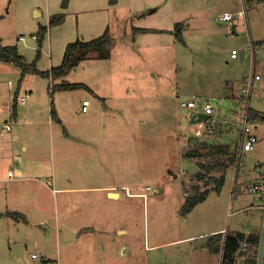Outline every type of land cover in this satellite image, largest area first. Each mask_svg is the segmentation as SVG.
<instances>
[{"label": "rangeland", "instance_id": "1", "mask_svg": "<svg viewBox=\"0 0 264 264\" xmlns=\"http://www.w3.org/2000/svg\"><path fill=\"white\" fill-rule=\"evenodd\" d=\"M46 2L0 0L3 45H18L19 53L25 52L28 63L35 60L38 63L42 54L38 57L37 49L29 47L36 44L32 33L39 32L40 26H46L47 31L51 29L53 40L56 31L76 40L79 26L92 24V16L105 24L107 20L103 21V17L110 15L103 26L106 29L109 24L106 30L114 38L109 53L111 62L101 63L104 67L72 68L69 72L72 77L84 74V79L92 81L96 73L109 71L114 74L117 84L115 103L122 107L119 113L130 130L126 153H130L127 166L131 171L121 179L130 182L134 191L142 192L146 197H128L122 190V181L118 184L122 192L120 199H108L104 191L96 190L74 194V209L69 212L75 215L71 220L89 226L79 228L80 236L74 242L62 241L57 233L56 219L68 218V211L61 208L60 213L48 218L49 222L43 226L16 231L17 237L26 239L28 259H32V251H37L39 259L48 257L46 264H221L220 252L213 251L212 254L198 248L204 242V236L200 235L210 230L214 221L223 226L225 234L230 232L228 229L237 227L256 232L262 244L261 264H264L263 213L261 215L257 209L238 210L257 195L248 190L252 181L264 176V119L253 122L258 136L255 148L243 153L239 163L235 162L227 169L224 185L219 190H212L205 203H198L190 213H181L185 193L194 195L197 186L204 191L215 185L214 181L206 184L197 179L198 167L195 172L191 168L193 164L197 166L198 161L183 157V152L204 139L211 143H227L232 149L236 146L239 126L230 118H237L232 112L241 111L244 101L242 92L241 101L240 96L237 100L229 97L230 83L236 88L239 84L242 87V77L247 75L248 79L255 70L264 75V56L256 57L257 69L254 70L250 56L233 60L231 53L232 49L239 52L247 49L251 39L264 37L261 36L264 35V5L258 11L254 6L245 5L247 21L243 18L238 26H234L243 15H235L232 24L220 20V16L224 10L236 12L243 8L241 0H71L67 8L60 7V12H53L49 17L45 12ZM49 2L54 5L58 0ZM61 3L60 0L58 6ZM35 4L43 5L42 15L38 17L30 9ZM89 8L91 11L87 10ZM61 12L67 16L62 21L57 18ZM54 17L56 21L50 24ZM34 20L38 21L37 25ZM178 24L184 35L183 42L175 32ZM133 27L153 30L135 35ZM97 32L90 34L97 37ZM21 36L27 40L22 41ZM44 56L49 60L50 57ZM10 64L17 66L13 62ZM257 73L254 75L261 76ZM8 79L14 80L16 85L20 78L13 74L5 84ZM258 85L259 82H254L250 104L264 113V92L257 93ZM224 89L230 91L227 97ZM82 92L79 90L80 95H84ZM194 94L209 96L217 102L215 115L223 117L219 125L225 124V137L220 139L218 132L213 137L197 134L199 123L191 121V114L196 110L180 105L182 100ZM226 121L228 123H223ZM120 153L124 155V152ZM221 173L216 169L210 174L219 177ZM148 186L151 188L147 189ZM120 228L127 231L120 232ZM189 236L195 237L189 239ZM28 264L39 263L29 260Z\"/></svg>", "mask_w": 264, "mask_h": 264}, {"label": "crops", "instance_id": "2", "mask_svg": "<svg viewBox=\"0 0 264 264\" xmlns=\"http://www.w3.org/2000/svg\"><path fill=\"white\" fill-rule=\"evenodd\" d=\"M61 1V6H58L60 0L54 5H50L49 0H47L45 12L48 17L53 12H60V7L67 8L71 0H68L67 4L64 0ZM115 1L117 2V0H112V2ZM241 1L243 6H254L257 11L264 5V0ZM30 9H33L34 16L38 17L42 15L43 5L35 4ZM83 10L91 11L90 8ZM60 15L65 16V19L67 17L63 12ZM109 17L110 15L105 14L103 21H108ZM92 19L93 22L89 26H79L76 32L78 39L88 41L95 38V36H91L90 32L99 31L97 32L99 33L97 34L98 37L108 30L109 24L107 30L103 26L106 25L107 21L102 24L103 22H99L94 16H92ZM242 19L247 21L248 18L243 16L237 19L234 26H238ZM37 22V20H34V25H37ZM137 28L133 27L132 29L135 35L142 33ZM61 32L56 31L54 33L56 37L53 40L51 29H49L41 45L39 44V37L34 38L36 44L29 48L39 49V54H42V60H39L38 63L36 61L39 70H49L51 66L62 62L67 45L74 40L69 39L68 34L63 37ZM259 38V40L253 41L251 39L247 49H241L237 58H232V56L231 58L238 60L239 57L244 59L250 56L253 59L254 70L257 69L255 68L256 57L259 54L262 57L264 56V37ZM135 39H137V36H135ZM16 46L19 51V46ZM45 47H47V50ZM20 54L29 60L25 52ZM251 54L254 55L253 58ZM44 55L50 57L49 60ZM111 60V54L103 58L99 57L96 51H89L87 58L79 61L73 69L89 70L92 66L97 68L100 65L104 67V64L110 63ZM103 62L105 63L101 64ZM6 63L3 64L0 61V125H2L0 127V264H19V262L28 264L29 260L34 263L46 264L48 257L39 259L40 253H38L39 256L36 259L32 258V253L37 251H32L30 257L32 259H28L26 239L17 237L15 235L16 231L22 232L27 227L43 226L46 222H49L48 218L55 213H60L61 208H66L68 218L58 217L56 219L57 233L62 241L72 243L80 236L79 228L89 226L88 223L79 225L71 220V217L75 215L74 212H69L74 209V194L96 190L104 191L108 199H120L122 192L118 184L121 181L122 190L126 191L128 197L141 196L143 193L134 191L132 185H129L130 182L121 179L122 176L131 171V167L127 166L130 153H126L129 148L130 130L124 117L119 113L122 111V107L115 103L117 100V84L116 80L114 81L116 78L113 73L109 71L96 73L95 82L84 79V74L72 77L70 73L72 69L68 74L56 78H49L33 72L22 74L21 77V72L17 66ZM255 71L252 73H257ZM13 74L18 75V78H20L18 84L15 85L14 80L12 82L10 79L5 84L6 79L12 77ZM257 74H261L262 77L258 80L255 79L253 85L254 82H259L257 93H263L264 84H261V81H264V75L262 72ZM246 78L247 75L242 77V80L245 81ZM70 82L83 83L87 87L60 90L56 86L60 83ZM239 86L236 88L233 83H230L232 90L230 92L224 89V91H227L225 96L227 97L230 92L229 97L237 100L240 96L241 101L242 87ZM79 90H82L84 95H80ZM26 91L30 93V97L28 102L23 104L20 102V96ZM89 99L88 111L82 110L83 101ZM250 106H252L251 110L253 112L264 115L256 106L252 104ZM52 107L55 108L56 115L53 114ZM232 113H235L237 118H229L235 119V124L238 125L241 111L234 110ZM217 117L219 118V115ZM197 118L198 116L196 117L193 112L191 121L195 119L192 122H198L196 121ZM219 119L221 121L223 117ZM256 120L258 119L253 120V122ZM3 124H9L11 129H7ZM224 125L222 123L221 125L218 124L219 129L216 130L220 139L225 137L223 135ZM255 127L257 128V126ZM205 135L213 137L216 134ZM132 137L134 139V135ZM120 151L124 152L123 156ZM112 193L118 195L115 196ZM211 193L209 192L206 199ZM185 194L187 197L188 193ZM206 199L201 203H205ZM261 205L260 196L256 195L251 203L245 204L238 210L257 209L261 211L262 215ZM11 212H19V216L14 218L10 214ZM211 225L210 230H206L200 235L201 237L204 236V242L199 244L198 248L200 247L199 249L208 250L214 254L207 247V236L219 232L224 233L225 229L221 225L218 226L214 221ZM241 229L237 227L227 231L257 235L252 230L242 231ZM66 231L74 233V236L66 237ZM126 231V228H120V232ZM193 237L195 236H189L188 238L192 239ZM153 246H157V244Z\"/></svg>", "mask_w": 264, "mask_h": 264}, {"label": "trees", "instance_id": "3", "mask_svg": "<svg viewBox=\"0 0 264 264\" xmlns=\"http://www.w3.org/2000/svg\"><path fill=\"white\" fill-rule=\"evenodd\" d=\"M252 1V0H251ZM62 21L65 16L60 15L57 17ZM56 21V17L51 18L50 24ZM181 27L179 24L176 26V35L182 42L184 40V35L182 34ZM139 32H145L153 30L151 28H137ZM47 27L40 26L39 32L37 33L39 37V44L41 45L46 37ZM114 38L109 34L108 31L104 32L102 35L84 41L81 39H76L69 42L67 45L64 58L62 62L58 65H53L49 70L42 71L36 66V60L28 63L26 57L19 53L18 48L15 44L3 45L0 37V60L14 63L19 66L22 70L23 75L26 73H38L46 77H59L74 68L79 61L87 58L89 51H96L99 57L106 58L109 55L111 47L113 45ZM39 50V49H38ZM37 50V54L40 55V51ZM58 89L70 90V88L87 87L83 83L70 82V83H60L56 85ZM53 114L56 115L55 108L52 107ZM251 112L252 120L264 119V115H260L258 112ZM196 146L189 147L184 152V157L196 159L198 171L195 174L198 180L205 181L208 184L210 181H214L215 185L210 188H206L204 191L201 190L200 186H197V192L193 195H187L181 213L186 215L189 213L198 203L204 201L212 190H219L223 185L226 177V171L229 166L233 165L236 159V148L233 149L227 143H210L207 140L199 141ZM219 169L222 171L219 177H215L210 173L214 170ZM14 218L19 216V212L10 213ZM246 239L253 241V247L258 244V235L256 234H244L243 232H228V233H215L207 236V247L214 252H220L223 247V264H232L235 261L234 257L236 252L239 250L242 242ZM250 261L255 264L254 259Z\"/></svg>", "mask_w": 264, "mask_h": 264}, {"label": "built area", "instance_id": "4", "mask_svg": "<svg viewBox=\"0 0 264 264\" xmlns=\"http://www.w3.org/2000/svg\"><path fill=\"white\" fill-rule=\"evenodd\" d=\"M242 14L244 17H247L248 11L246 10V7L243 6V8H240L238 12H229L224 11L222 15L220 16L221 20L230 22L232 24V21L235 18V15ZM33 38H38V35L36 33L32 34ZM22 41H26L27 38L25 36H21ZM240 52L237 49H232V58H237L239 56ZM260 75H254V73L246 79L242 84V101L243 104L242 110H241V116L239 121V132H238V138L235 142V148H236V159L235 162L238 164L243 152L245 151H252L255 148V143L258 141V136L255 133L254 126L252 125V118H251V109L252 106H250L251 97L253 94V79H260ZM11 84V82H10ZM30 97L29 92H25L20 96V102L26 103L28 102V99ZM216 103L214 100H212L209 97H201L198 95H193L187 99H184L180 102L181 107H186L192 110H196L195 115L196 117L199 116L200 113H207L210 115L208 119H204L202 121H199V126L197 130V134L203 136L204 134H214L218 128V124L220 123V119L215 115L217 111ZM90 104L89 100H84L82 104V110L88 111V107ZM2 125H0L1 127ZM7 129H11V126L9 124H3ZM234 162V163H235ZM11 173V172H10ZM151 187L148 186L147 189H150ZM248 190L252 193H255L260 196V201H262V233L264 234V176L261 175L259 180L254 181L249 186ZM143 197H146V194H143ZM221 259L223 264V247L220 251ZM39 256L38 252L32 253V258L36 259ZM234 264L241 263V264H253L250 259L255 260V264H261L262 261V244L260 242V239L258 240V244L256 247H253V241L248 240L245 238V240L242 242L239 250L236 252Z\"/></svg>", "mask_w": 264, "mask_h": 264}, {"label": "water", "instance_id": "5", "mask_svg": "<svg viewBox=\"0 0 264 264\" xmlns=\"http://www.w3.org/2000/svg\"><path fill=\"white\" fill-rule=\"evenodd\" d=\"M64 1H65V4H67L68 0H64ZM209 117H210V115L207 113H200L196 121L199 122V121H202L204 119H208ZM192 121H195V119H193ZM196 168H197V166L193 164L191 171L195 172V170H197ZM73 236H74V233L72 234L71 232L66 231V237L69 238V237H73ZM232 264H234V262H232Z\"/></svg>", "mask_w": 264, "mask_h": 264}, {"label": "bare ground", "instance_id": "6", "mask_svg": "<svg viewBox=\"0 0 264 264\" xmlns=\"http://www.w3.org/2000/svg\"><path fill=\"white\" fill-rule=\"evenodd\" d=\"M112 195H115V196H116V195H118V194H116V193H112Z\"/></svg>", "mask_w": 264, "mask_h": 264}]
</instances>
